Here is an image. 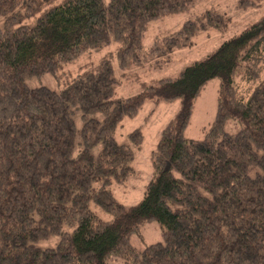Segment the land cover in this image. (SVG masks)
Instances as JSON below:
<instances>
[{
    "label": "trees",
    "instance_id": "trees-1",
    "mask_svg": "<svg viewBox=\"0 0 264 264\" xmlns=\"http://www.w3.org/2000/svg\"><path fill=\"white\" fill-rule=\"evenodd\" d=\"M196 1L0 0V264H264V12L177 73L117 93L134 67L168 61L197 34L229 26V16L207 8L144 47L151 21ZM83 57L76 72L65 69ZM45 72L60 89L29 84ZM214 77V121L189 138L194 102ZM150 99L180 107L151 152L142 199L125 205L111 185L135 172L144 135L136 128L120 142L116 130ZM150 221L164 239L139 249L131 235Z\"/></svg>",
    "mask_w": 264,
    "mask_h": 264
},
{
    "label": "rangeland",
    "instance_id": "rangeland-1",
    "mask_svg": "<svg viewBox=\"0 0 264 264\" xmlns=\"http://www.w3.org/2000/svg\"><path fill=\"white\" fill-rule=\"evenodd\" d=\"M212 7L231 18L229 26L224 31L211 28L209 31L197 34L190 47L173 52L170 60L158 61V59H154L142 67H134L135 71L130 72L126 79L122 78L120 83L118 82L117 93L123 96L132 95L141 91L145 84L149 85L164 76L177 73L188 63L204 58L207 54L215 51L223 41L240 32L264 12V2L259 8L242 10L236 6V0H197L189 10L168 14L151 21L143 39L144 47H150L155 37L176 31L187 19L194 18L199 12ZM96 57V54H94L90 59L94 60ZM87 61L89 62L88 57H83L77 63L66 66L65 69L76 72L79 66ZM113 65L115 73L119 74L122 70L119 67L116 55L113 57ZM28 82L32 87L44 84L54 89H60L62 85L56 77L47 72L30 78ZM218 88L219 79L214 77L202 89L194 102L185 136L196 139L202 138L205 131L212 125L217 112ZM179 107V99L171 101L147 100L136 116L126 117L116 130V137L120 142H130L128 135L136 128H141L144 135V142L140 148L135 149V158L132 161L135 172L124 182L118 183L115 181L111 185L115 197L125 205L135 204L142 199L146 185L153 173L151 152L156 147L162 129L175 116ZM78 124L80 126L81 122L79 121ZM226 128L229 132H236L239 126L229 120ZM91 208L100 217L104 219L111 218V214L102 210L95 203H91ZM163 239L161 224L158 221H150L143 223L140 226V231L131 235L130 241L135 247L142 249L146 244ZM55 241L51 239V241L40 242L39 244L47 246ZM110 264L127 263L122 259H114L110 261Z\"/></svg>",
    "mask_w": 264,
    "mask_h": 264
}]
</instances>
